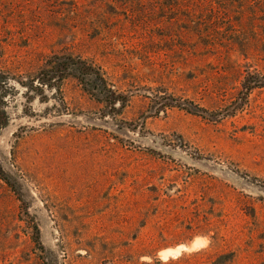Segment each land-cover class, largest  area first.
<instances>
[{"label": "rangeland", "instance_id": "1", "mask_svg": "<svg viewBox=\"0 0 264 264\" xmlns=\"http://www.w3.org/2000/svg\"><path fill=\"white\" fill-rule=\"evenodd\" d=\"M0 264H264V0H0Z\"/></svg>", "mask_w": 264, "mask_h": 264}, {"label": "trees", "instance_id": "2", "mask_svg": "<svg viewBox=\"0 0 264 264\" xmlns=\"http://www.w3.org/2000/svg\"><path fill=\"white\" fill-rule=\"evenodd\" d=\"M52 64H55V62H53ZM73 65H74L73 69L77 71H81V75H83L84 78L87 77V81L94 82V84L98 88V91H104L102 93L107 92L108 89L106 88L107 85L106 80L104 79V77L101 75L100 72L93 71L90 64L86 65L85 63H83V66L81 68L80 67L78 68V64H73ZM108 91L110 92L111 90L109 89Z\"/></svg>", "mask_w": 264, "mask_h": 264}, {"label": "bare ground", "instance_id": "3", "mask_svg": "<svg viewBox=\"0 0 264 264\" xmlns=\"http://www.w3.org/2000/svg\"><path fill=\"white\" fill-rule=\"evenodd\" d=\"M176 250H177V249H176ZM176 250H175V251H176ZM165 251H166V250H165ZM175 251H174V253H175Z\"/></svg>", "mask_w": 264, "mask_h": 264}]
</instances>
